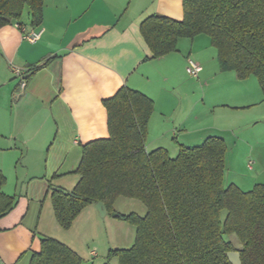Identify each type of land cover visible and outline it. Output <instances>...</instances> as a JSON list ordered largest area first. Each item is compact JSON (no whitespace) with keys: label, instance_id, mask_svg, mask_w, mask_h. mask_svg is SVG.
I'll use <instances>...</instances> for the list:
<instances>
[{"label":"crops","instance_id":"0c3cea01","mask_svg":"<svg viewBox=\"0 0 264 264\" xmlns=\"http://www.w3.org/2000/svg\"><path fill=\"white\" fill-rule=\"evenodd\" d=\"M153 15L182 21L184 0H44L40 26H33L28 16L22 28L18 24L0 28V153L21 149L26 161V172L17 179L21 194L4 191L7 183L3 188L15 196L17 205L0 218V264H30L42 237L55 238L85 262L92 261L87 256H94L80 252L74 236L62 233L71 228L64 230L57 222L50 186L71 191L77 185L83 146L109 138L103 102L123 87L154 103L148 152L164 148L170 156V151L178 155L181 145L192 147L211 136L223 138L228 148V133L243 143L246 157L258 158L260 165L264 142L251 140L245 130L260 123L254 119L255 110H264L257 79L241 80L234 72H221L217 54L199 51L202 44L208 50V42L198 41L199 36L181 38L177 51L153 59L141 33L142 22ZM34 32H41V37L31 43L25 35ZM209 42L212 46L210 38ZM189 60L202 67L198 83L187 73ZM35 65L43 67L27 79L25 73ZM15 69L21 70L25 88ZM218 107L248 112L254 122L223 129L190 126ZM119 199L114 205L117 215L122 214L116 207ZM97 212L96 205H90L82 214L95 217Z\"/></svg>","mask_w":264,"mask_h":264},{"label":"trees","instance_id":"16d2710c","mask_svg":"<svg viewBox=\"0 0 264 264\" xmlns=\"http://www.w3.org/2000/svg\"><path fill=\"white\" fill-rule=\"evenodd\" d=\"M44 0H0V28L43 22ZM153 59L177 51L181 38H210L221 72L241 80L254 76L264 103V0H184V19L153 15L141 24ZM43 66L35 65L27 79ZM108 113L109 138L83 146L73 190L50 186L55 218L69 230L90 205L103 202L115 213L119 198L136 199L145 216L119 214L136 228L130 249L110 250L120 264H231L227 253L238 251L242 264H264V184L243 191L225 186L227 144L218 136L186 147L172 158L164 148L146 149L153 101L128 87L103 102ZM7 183L0 171V218L17 205L3 192ZM227 215L223 221L222 211ZM235 235L240 248L226 237ZM30 264H87L63 242L42 237L41 249ZM107 264V263H106Z\"/></svg>","mask_w":264,"mask_h":264},{"label":"rangeland","instance_id":"374dc122","mask_svg":"<svg viewBox=\"0 0 264 264\" xmlns=\"http://www.w3.org/2000/svg\"><path fill=\"white\" fill-rule=\"evenodd\" d=\"M27 17L28 10L25 11L24 20L27 19ZM198 39V41L204 40L208 42V50H206L204 44H202L199 48V51L203 55H209L210 50L216 57V49L210 45L208 36L201 35L198 37ZM213 64L215 67H218L216 61L213 62ZM191 79L197 83L199 82L197 78L192 77ZM253 79L256 78L254 77ZM13 82L18 84L19 77L13 78ZM262 107L263 108L261 109H264V106ZM255 111L256 116L254 119L258 118L261 121H259L260 123H255L256 125L254 124L253 126H246V134H248L249 138L255 142H264V110H262V112H258L259 110ZM228 113L235 118H227L226 114ZM247 113L248 112L241 111L233 112V110L218 107L214 108L212 113L205 114L200 120L201 122H192L190 126L208 128L220 127L221 129L225 127L227 128L229 126H243L249 122H254L253 118H247ZM228 119L232 120L233 122H227ZM234 119L236 121H234ZM238 132L240 131L236 129L235 136H237ZM179 133H182V131H179L178 134ZM256 135L257 140L255 138ZM225 136H227L229 143L228 154L226 157L225 186H228L232 182H236L241 186L240 188L243 191H250L256 184H264V157L261 159L260 165H258L256 162V160H259L258 158L255 159L254 157L251 158L250 156L246 157V152L241 141H238L237 139L233 140V137L228 133L225 134ZM202 143H194L197 145L190 146H198ZM236 143L239 144L238 146H240L241 150L236 147ZM261 149H264V145H262ZM262 153L264 154V151ZM170 154L172 158L177 156V153H173L171 151ZM24 157L25 152H22L21 149L14 152L0 153V168L3 170L8 180L4 191H6L8 194H21V185L20 183L18 184L17 179L26 172V161H24ZM42 158L45 160L46 156H42ZM16 187H18V189ZM116 207L122 214L136 213L140 216H145L147 212V208L144 206V204L136 199L120 198L116 203ZM226 215L227 211L223 210L221 214L223 221L225 220ZM75 223L76 224L74 226L72 225L71 231H61L67 236H74L76 240H73V242H79L80 252H83L86 254V256L89 253L91 254V251H95L96 256H87V259L92 260L89 262L86 261L89 264H120L118 258H108L109 251L111 249H130L136 240V228L124 220L114 217L113 214L101 216L100 213L97 212V216L91 217L88 214L81 213L78 219L75 220ZM48 233L54 234L51 228L48 229ZM226 238L232 240L236 248H240L239 242L235 235H231Z\"/></svg>","mask_w":264,"mask_h":264},{"label":"built area","instance_id":"2783aa9c","mask_svg":"<svg viewBox=\"0 0 264 264\" xmlns=\"http://www.w3.org/2000/svg\"><path fill=\"white\" fill-rule=\"evenodd\" d=\"M40 37H41V32H34V33H30V34L25 35V38L31 43H35L36 41H38L40 39ZM186 70H187V73L190 77L196 78L199 76L200 72L202 71V67L198 63H196L195 61L189 60ZM15 73L22 78L21 87L25 88L26 81L22 77L21 70L15 69ZM91 254H92V256H96L95 251H92Z\"/></svg>","mask_w":264,"mask_h":264},{"label":"water","instance_id":"95a60500","mask_svg":"<svg viewBox=\"0 0 264 264\" xmlns=\"http://www.w3.org/2000/svg\"><path fill=\"white\" fill-rule=\"evenodd\" d=\"M96 207L101 216L107 215L108 211L103 202H99L98 204H96ZM113 216L117 217L118 215L116 213H113ZM227 257L231 264H242L241 255L238 251H232L227 253Z\"/></svg>","mask_w":264,"mask_h":264}]
</instances>
